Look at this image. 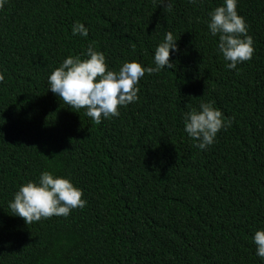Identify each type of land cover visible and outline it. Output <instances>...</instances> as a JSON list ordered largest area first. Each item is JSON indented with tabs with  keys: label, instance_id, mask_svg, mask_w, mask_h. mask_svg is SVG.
Instances as JSON below:
<instances>
[{
	"label": "trees",
	"instance_id": "obj_1",
	"mask_svg": "<svg viewBox=\"0 0 264 264\" xmlns=\"http://www.w3.org/2000/svg\"><path fill=\"white\" fill-rule=\"evenodd\" d=\"M223 0H8L0 9V264H262L264 0H239L252 58L225 67L208 34ZM88 29L73 36L74 22ZM172 69L99 123L48 91L47 77L91 44L108 66H152L165 32ZM83 58V57H82ZM212 101L230 120L206 151L182 113ZM48 170L83 190L84 208L26 225L8 202Z\"/></svg>",
	"mask_w": 264,
	"mask_h": 264
},
{
	"label": "clouds",
	"instance_id": "obj_2",
	"mask_svg": "<svg viewBox=\"0 0 264 264\" xmlns=\"http://www.w3.org/2000/svg\"><path fill=\"white\" fill-rule=\"evenodd\" d=\"M8 0H0V9ZM196 4L199 0H189ZM239 0H223L220 6L208 13V34L216 37V50L226 62L225 67L237 70V65L252 58L253 39L247 35V24L237 12ZM161 7L171 10V0H160ZM73 36L86 37L88 29L76 21L71 26ZM177 39L172 32H165L153 53L152 66H143L138 61L123 62L118 70L111 69L105 55L90 44L80 55L65 57L47 77L48 91L59 97L70 108L83 109L84 115L96 123L116 117L120 108L138 99L137 85L145 73H158L172 69L170 53L178 51ZM83 57V58H82ZM4 72L0 70V82ZM183 131L193 140L194 147L206 151L216 141L217 134L226 129L230 120L212 101L201 100L198 107L182 113ZM83 190L65 177L43 170L36 180L19 185L8 208L12 216L20 217L25 224L38 222L52 216L67 217L73 209L84 208L87 201ZM255 255L264 264V229L256 230L252 237Z\"/></svg>",
	"mask_w": 264,
	"mask_h": 264
}]
</instances>
